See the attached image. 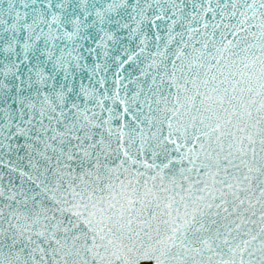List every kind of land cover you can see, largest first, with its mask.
<instances>
[{"label":"snow or ice","instance_id":"6c2138e0","mask_svg":"<svg viewBox=\"0 0 264 264\" xmlns=\"http://www.w3.org/2000/svg\"><path fill=\"white\" fill-rule=\"evenodd\" d=\"M0 264H264V0H0Z\"/></svg>","mask_w":264,"mask_h":264}]
</instances>
